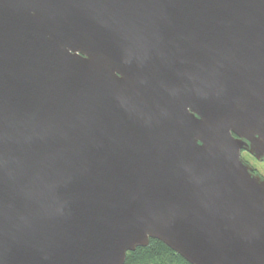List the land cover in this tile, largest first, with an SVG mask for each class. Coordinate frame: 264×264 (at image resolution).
I'll use <instances>...</instances> for the list:
<instances>
[{
    "label": "water",
    "instance_id": "95a60500",
    "mask_svg": "<svg viewBox=\"0 0 264 264\" xmlns=\"http://www.w3.org/2000/svg\"><path fill=\"white\" fill-rule=\"evenodd\" d=\"M264 0H0V264H264Z\"/></svg>",
    "mask_w": 264,
    "mask_h": 264
},
{
    "label": "trees",
    "instance_id": "16d2710c",
    "mask_svg": "<svg viewBox=\"0 0 264 264\" xmlns=\"http://www.w3.org/2000/svg\"><path fill=\"white\" fill-rule=\"evenodd\" d=\"M124 264H189L178 254L157 240H149L145 247L128 252Z\"/></svg>",
    "mask_w": 264,
    "mask_h": 264
},
{
    "label": "rangeland",
    "instance_id": "374dc122",
    "mask_svg": "<svg viewBox=\"0 0 264 264\" xmlns=\"http://www.w3.org/2000/svg\"><path fill=\"white\" fill-rule=\"evenodd\" d=\"M241 157L247 164L252 167L253 170H255L264 177V161H257L246 152H242Z\"/></svg>",
    "mask_w": 264,
    "mask_h": 264
},
{
    "label": "flooded vegetation",
    "instance_id": "af4514ba",
    "mask_svg": "<svg viewBox=\"0 0 264 264\" xmlns=\"http://www.w3.org/2000/svg\"><path fill=\"white\" fill-rule=\"evenodd\" d=\"M254 172H256L255 170H253ZM256 173H258V172H256ZM259 174V173H258ZM260 176H262L261 174H259ZM263 177V176H262Z\"/></svg>",
    "mask_w": 264,
    "mask_h": 264
}]
</instances>
